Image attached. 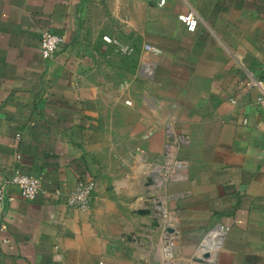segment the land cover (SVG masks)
I'll list each match as a JSON object with an SVG mask.
<instances>
[{
  "label": "crops",
  "instance_id": "crops-1",
  "mask_svg": "<svg viewBox=\"0 0 264 264\" xmlns=\"http://www.w3.org/2000/svg\"><path fill=\"white\" fill-rule=\"evenodd\" d=\"M189 11L195 32L178 20ZM45 30L63 36L47 59ZM104 35L135 50L124 61L142 63L138 75L127 69L125 88L109 89L116 57L101 54L112 46ZM255 80L264 0H0V184L15 173L41 179L32 199L10 187L0 264H183L205 233L207 263L264 264ZM173 140L170 158L197 164L202 182L176 173L151 185L162 171L152 159ZM90 178V207L68 205Z\"/></svg>",
  "mask_w": 264,
  "mask_h": 264
},
{
  "label": "built area",
  "instance_id": "built-area-1",
  "mask_svg": "<svg viewBox=\"0 0 264 264\" xmlns=\"http://www.w3.org/2000/svg\"><path fill=\"white\" fill-rule=\"evenodd\" d=\"M155 1L160 7H164L170 0ZM178 20L190 32H195L200 22L199 16L194 11L180 13L178 15ZM105 39L108 41H112V39L108 36H105ZM62 42L63 36L61 34L53 32L51 30H45L41 34L40 40V52L42 56L45 59L54 56ZM152 48L153 47H148V49ZM255 83L262 89V94L258 98V103L264 107V80H255ZM233 102H235V100H233ZM245 121L247 120L244 119V122ZM12 186L17 187L24 198L32 199L41 187V179L39 177H34L22 173H15L7 177L0 184V214L4 208V205L13 201V196L9 191L10 187ZM96 187L97 181L94 178H90L88 180H80L75 189L67 194V204L81 209H88L93 201ZM221 229L224 233L228 230V227H222Z\"/></svg>",
  "mask_w": 264,
  "mask_h": 264
},
{
  "label": "rangeland",
  "instance_id": "rangeland-1",
  "mask_svg": "<svg viewBox=\"0 0 264 264\" xmlns=\"http://www.w3.org/2000/svg\"><path fill=\"white\" fill-rule=\"evenodd\" d=\"M105 36H108L109 38L112 39V41H108L105 39ZM103 41H105V43L112 45L110 48H104L101 51V54L104 56V59H111L113 57H116L114 59V62H110L113 63L114 65H109L108 68L107 66L105 67L108 71V77H107V82L110 86L109 89H122L125 88L126 86V82L128 80L129 74L127 73V69L132 71V74H136L138 75L137 71L138 69L141 67V64L139 61H136L135 65L133 64V60H126L124 61V58H128L129 55H131L132 53H134L135 50L133 49H127V44H124L121 41H118L116 38H113L109 35H104L102 38ZM98 52H100L98 50ZM120 58V59H119ZM122 58V60H121ZM112 61V60H111ZM140 64V66H139ZM117 68V69H114ZM112 86V87H111ZM176 140V139H175ZM175 140L172 141V143L170 144L171 146V150L172 151H167L168 156H162V157H156L155 159H152V163H151V170H162L160 172V178H155V176H152V181H151V185H157L159 184V182L161 180H163L164 184L167 182H170L177 174H181L184 176V183L186 185H192L193 182H195L197 179L200 180V182L203 181V178H199L198 177V172L200 170H202V168L198 169L197 164H193L190 161L186 160V159H171L169 154H175L176 150H175ZM184 144V152L186 153L187 151V145L185 143ZM170 148V147H169ZM184 165V167L182 168L181 166ZM166 170H170V171H176L174 173L171 174V172H166ZM177 173V174H176ZM209 234V233H208ZM207 233H205L204 238L201 239L199 242V245L196 248L195 251V255L193 257H186L183 260V264H209L206 261L207 260H212L211 257V250L207 251L205 250V243H206V236L208 235ZM187 245L188 243H185L184 246V250H187ZM206 251V252H205ZM201 253H204L206 255V257H204V259L199 258V255H201ZM204 255V256H205Z\"/></svg>",
  "mask_w": 264,
  "mask_h": 264
}]
</instances>
